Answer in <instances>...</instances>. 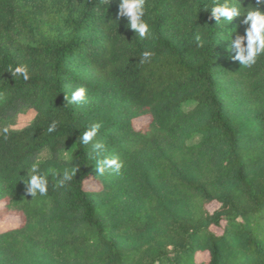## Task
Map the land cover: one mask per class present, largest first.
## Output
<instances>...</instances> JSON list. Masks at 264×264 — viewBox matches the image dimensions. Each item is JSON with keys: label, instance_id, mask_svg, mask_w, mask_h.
Segmentation results:
<instances>
[{"label": "trees", "instance_id": "obj_1", "mask_svg": "<svg viewBox=\"0 0 264 264\" xmlns=\"http://www.w3.org/2000/svg\"><path fill=\"white\" fill-rule=\"evenodd\" d=\"M211 3L146 0L141 39L119 0H0V119L35 111L0 132V215L20 219L0 230V264H264V57L231 58L243 16L216 24ZM80 86L86 102L68 103ZM97 122L119 174L78 139ZM33 164L75 175L32 199Z\"/></svg>", "mask_w": 264, "mask_h": 264}, {"label": "clouds", "instance_id": "obj_2", "mask_svg": "<svg viewBox=\"0 0 264 264\" xmlns=\"http://www.w3.org/2000/svg\"><path fill=\"white\" fill-rule=\"evenodd\" d=\"M145 4L146 0H119L118 16L125 17L128 21V26L134 30L141 39L150 37V26L145 20ZM264 5V0H255L252 7L244 8L231 3V0H212L210 6L205 5V9H210L211 19L219 24L221 21H226L230 24L234 18L243 16L241 23L246 25L243 34L237 33L235 38L230 37L225 40H230L228 51L235 52L231 58L239 61L243 67L252 68L261 57H264V10L261 6ZM195 41L198 47L203 46V40L200 34L195 35ZM151 52L145 51L142 54L141 62L149 59ZM14 77H22L27 81L29 77L28 70L24 65H18L14 68H9ZM65 99L70 104H83L87 100V89L83 86L75 88L69 97L66 93ZM102 125L100 123H92L85 127L84 131L79 136L82 144L92 145L93 159L95 160L99 175L110 171L119 174L124 166V162L118 157H107L106 145L97 141L95 138L99 133ZM57 128V122L50 123L47 131L52 133ZM3 132L7 134L9 128L5 127ZM49 175L56 182L57 187H64L68 181L73 178L75 172L65 169L62 172L49 170L47 173H42L37 164L31 167V174L24 182L26 191L31 195L32 199L37 196H45L48 193Z\"/></svg>", "mask_w": 264, "mask_h": 264}, {"label": "rangeland", "instance_id": "obj_3", "mask_svg": "<svg viewBox=\"0 0 264 264\" xmlns=\"http://www.w3.org/2000/svg\"><path fill=\"white\" fill-rule=\"evenodd\" d=\"M192 106V103L185 104V108H189ZM35 111L31 108L22 107L20 108L16 113L13 115L0 119V132L5 128L8 127L9 129L17 130L28 123L32 121L34 118ZM146 117H139L134 120V124L136 126H140L144 121H146ZM70 149H64L61 151V156L64 159H68L70 156ZM49 156V149L47 147H44L40 150V152L37 154L36 162H42ZM92 183H89L88 186H90ZM1 208V204H0ZM20 223V219L16 215H0V230L6 229L8 227H12L15 225H18ZM213 229L217 232L220 231L219 228L213 227Z\"/></svg>", "mask_w": 264, "mask_h": 264}]
</instances>
